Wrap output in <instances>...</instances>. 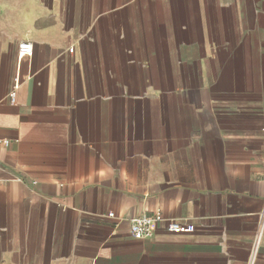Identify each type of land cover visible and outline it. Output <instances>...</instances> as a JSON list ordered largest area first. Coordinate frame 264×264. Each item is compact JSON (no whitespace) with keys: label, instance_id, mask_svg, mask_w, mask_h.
<instances>
[{"label":"crops","instance_id":"crops-1","mask_svg":"<svg viewBox=\"0 0 264 264\" xmlns=\"http://www.w3.org/2000/svg\"><path fill=\"white\" fill-rule=\"evenodd\" d=\"M263 209L264 0H0V264H247Z\"/></svg>","mask_w":264,"mask_h":264},{"label":"built area","instance_id":"built-area-1","mask_svg":"<svg viewBox=\"0 0 264 264\" xmlns=\"http://www.w3.org/2000/svg\"><path fill=\"white\" fill-rule=\"evenodd\" d=\"M70 50H72L70 48ZM19 56H30L32 54V44L23 41L18 44ZM11 102H14V92L10 94ZM4 145L8 144V140H2ZM109 217H114L113 212L108 213ZM162 229L169 233H191L194 231V225L191 222L174 220L165 218L160 210H155L149 215L135 217L130 220L129 233L137 239H143L151 235L155 230ZM264 231V209L261 212L260 227L258 228L254 240L252 242L247 264H254Z\"/></svg>","mask_w":264,"mask_h":264}]
</instances>
